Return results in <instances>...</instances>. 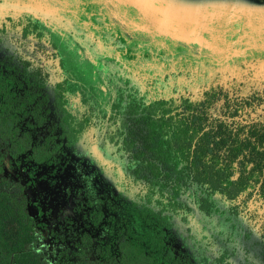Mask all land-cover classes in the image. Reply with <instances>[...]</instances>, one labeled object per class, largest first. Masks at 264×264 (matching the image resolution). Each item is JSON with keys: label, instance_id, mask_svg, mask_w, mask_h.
Instances as JSON below:
<instances>
[{"label": "trees", "instance_id": "1", "mask_svg": "<svg viewBox=\"0 0 264 264\" xmlns=\"http://www.w3.org/2000/svg\"><path fill=\"white\" fill-rule=\"evenodd\" d=\"M27 24L5 51L0 31V264H264V97L204 72L152 100L119 87L102 115L87 105L98 96L89 63L64 47L82 42L60 48ZM93 145L112 164L107 191L104 176L74 166ZM199 215L218 236L182 257L173 231Z\"/></svg>", "mask_w": 264, "mask_h": 264}, {"label": "flooded vegetation", "instance_id": "2", "mask_svg": "<svg viewBox=\"0 0 264 264\" xmlns=\"http://www.w3.org/2000/svg\"><path fill=\"white\" fill-rule=\"evenodd\" d=\"M230 1L238 0H0V31L10 30L11 37L1 49L13 46L15 37L21 40L22 29L29 27V21L44 35L55 36L60 48L70 40L81 41V46L64 47L67 52L75 50L79 60L83 58L89 63L82 71L91 77L86 82L93 79L87 89L98 96L96 104L89 101L87 105H95L102 115L109 116L113 104L106 103L104 98L114 94L116 100V90L124 85L135 89L142 99L152 100L169 95L173 86L186 85L204 72L231 79L223 70L228 64L238 65L239 70H245L254 61L263 65L264 49L254 46L260 44L264 48V9L233 8L226 4ZM220 3L223 5L218 6ZM200 4L207 7L200 12L184 11ZM45 49L55 51L47 43ZM240 89L244 97H264L259 91L246 93L243 84ZM78 101L81 107V100ZM74 161V166L84 165L94 176H104L103 188L108 190L112 164L97 145L84 158L75 157ZM118 186L114 184L113 193L120 192ZM39 192L53 207L49 187L44 185ZM37 208L34 204L31 207L34 217L38 215ZM197 217L212 228V235L195 239L190 256L177 252L182 257L195 258L200 243L204 245L218 236L202 216ZM191 222L180 223L191 231ZM217 239L215 249L225 243H216Z\"/></svg>", "mask_w": 264, "mask_h": 264}, {"label": "rangeland", "instance_id": "3", "mask_svg": "<svg viewBox=\"0 0 264 264\" xmlns=\"http://www.w3.org/2000/svg\"><path fill=\"white\" fill-rule=\"evenodd\" d=\"M254 47L264 49L260 44H257ZM245 58H247V55ZM238 67V65L235 66L233 64H228L223 68V70L226 75H229L231 79H233V81H235L237 84H243L246 93L250 91H259L264 95V64L257 65V63L254 61L253 64L248 66L245 70H239ZM262 116L264 119V112L262 113ZM51 203L56 213H62L63 211L66 212V204L59 202L57 195H53ZM240 223L238 225L242 227L244 224L242 222ZM190 228L192 229L191 231L188 230V227L178 222L176 228L173 231L172 245L177 250V252L183 256L191 255L193 248H195V239H201L212 235V228L207 224L204 225L199 217L195 218L194 221L191 222ZM224 228L226 232L224 235L218 238L220 242H225L228 238V227L225 226ZM236 235L237 234H234V237H232V242L229 244L230 247H236L238 241V237H236Z\"/></svg>", "mask_w": 264, "mask_h": 264}, {"label": "water", "instance_id": "4", "mask_svg": "<svg viewBox=\"0 0 264 264\" xmlns=\"http://www.w3.org/2000/svg\"><path fill=\"white\" fill-rule=\"evenodd\" d=\"M228 6H231L233 8H248L249 11H256V10H263L264 9V1H259V0H244V1H237V2H227L226 3ZM218 6L223 5L222 3L217 4ZM206 5L200 4V5H195L191 6L188 8H184V11L187 12H200L202 9L206 8Z\"/></svg>", "mask_w": 264, "mask_h": 264}]
</instances>
